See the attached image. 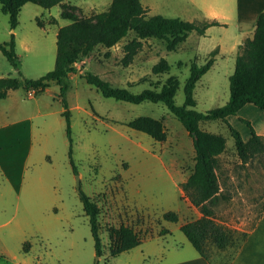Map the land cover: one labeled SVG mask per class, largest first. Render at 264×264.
<instances>
[{
	"label": "rangeland",
	"instance_id": "374dc122",
	"mask_svg": "<svg viewBox=\"0 0 264 264\" xmlns=\"http://www.w3.org/2000/svg\"><path fill=\"white\" fill-rule=\"evenodd\" d=\"M111 2L66 0L51 9L26 3L15 29L0 4V42H9L14 33L20 60L18 70L0 51V78L38 79L53 70L58 30L70 22L63 15L90 18L107 10ZM141 2L148 16L189 21L205 17L202 9L187 0ZM221 13L228 17L220 18V24L211 26L205 35L191 32L177 51H168L164 40L147 38L126 64L125 45L136 37L131 31L114 50L105 53L106 48L99 46L89 60L76 64L67 99L78 174L70 162V140L57 84L38 95L23 88L12 90L0 100V264H159L162 240L152 236L163 228L171 232L167 235L170 244L196 252L180 229L183 223L202 216L183 190L195 165L192 137L163 103L132 104L106 98L82 75L93 72L112 86L134 93L160 88L173 76L180 81L175 101L183 105L191 65H205L217 48L213 65L197 82L194 98L200 112L222 107L230 99V76L247 34L238 20L236 3L231 1ZM161 58L167 59L171 69L155 73L154 66ZM140 116L162 120L166 140L156 141L127 126ZM244 120L255 130L264 129V111L246 104L228 117V123L246 141L251 133ZM200 128L225 139V149L216 157L221 191L228 199H221L213 208L216 222L237 249L264 210V153L244 163L228 124L205 121ZM81 192L100 209L101 257L96 255ZM169 211L178 214L177 222L163 218ZM121 225L133 227L145 241L111 257L109 231ZM26 242L31 245L28 252L24 251ZM207 243L209 248L213 246L212 239Z\"/></svg>",
	"mask_w": 264,
	"mask_h": 264
},
{
	"label": "trees",
	"instance_id": "16d2710c",
	"mask_svg": "<svg viewBox=\"0 0 264 264\" xmlns=\"http://www.w3.org/2000/svg\"><path fill=\"white\" fill-rule=\"evenodd\" d=\"M66 0H0L1 10L9 16L12 29L19 23V14L26 3H33L46 9L61 5ZM69 24L59 28L57 33V53L53 70L38 79L24 77H1L0 100L5 99L12 90L23 88L33 91L36 95L45 92L52 83L60 87V100L64 107L62 116L65 118L67 136L70 140V162L75 174L78 168L73 159V139L71 129V110L67 99L69 79L76 73V64L91 55L99 46L112 48L120 43L133 31L136 37L125 45L126 55L123 62L132 61L137 51L142 47V40L157 38L166 41L168 51H177L191 32L205 35L206 31L220 22L204 18L201 21L182 20L180 18L162 15L148 16V9L141 0H112L109 8L98 12L90 18L76 19L73 15H63ZM16 37L13 33L9 42H0V51L6 59L19 70L20 60L16 51ZM216 48L205 65H191L190 76L185 87V102L178 105L175 96L180 85L176 77H169L160 88L145 89L134 93L127 88L114 87L111 83L93 72H85L82 77L87 84L94 86L104 97L119 101L141 104L143 102L163 103L181 122L192 137L195 150V165L193 172L183 184V190L189 194L191 203L196 206L202 216L197 220L183 223L181 231L200 253L208 257L209 239L219 249L231 245V238L215 220L213 206L221 199L228 197L222 194L217 172V157L219 151L225 149V139L222 136L209 134L201 130L200 124L205 121H222L228 124L235 147L242 162L246 163L255 154L264 153V137L252 124L244 120L250 128L251 136L246 141L240 132L228 123V117L236 115L246 104L250 103L264 111V11L259 15L252 38L246 39L240 45L233 74L230 76V99L222 107L206 112L195 109L194 91L197 82L213 65ZM167 59L161 60L154 66L155 73L170 71ZM19 75H22L19 71ZM127 126L148 134L156 141H164L167 131L162 120L149 116H140L127 123ZM85 214L88 216L92 237L95 243L96 255H103V243L100 236V209L97 203L85 193L80 194ZM261 216V215H260ZM163 218L177 222L178 214L173 211L164 213ZM170 231L163 228L159 233L165 235ZM110 256L116 257L129 251L143 242V239L133 227L121 225L109 231ZM247 236V235H246ZM246 238V237H245ZM30 243L24 244L28 252Z\"/></svg>",
	"mask_w": 264,
	"mask_h": 264
},
{
	"label": "crops",
	"instance_id": "0c3cea01",
	"mask_svg": "<svg viewBox=\"0 0 264 264\" xmlns=\"http://www.w3.org/2000/svg\"><path fill=\"white\" fill-rule=\"evenodd\" d=\"M231 1L236 3L238 20L243 25L245 34H247L244 41L252 38L258 17L264 11V0H187V3L191 4L192 7L196 6L198 9H202L205 14L204 18L219 21L220 18L228 17L221 11H224V7L231 6ZM251 34L253 35L249 37ZM115 46L112 48L104 47L106 48L105 53L114 50ZM103 57L106 58V54ZM86 58L89 60L90 56ZM256 131L264 136V129ZM167 235H171V232L165 235L157 233L152 236H157L162 240V247L157 256L159 264H264V210L239 248L233 249L232 245H229L224 249H219L213 245L208 249L207 258L201 256L197 250L196 252L189 249L184 251L176 244H170Z\"/></svg>",
	"mask_w": 264,
	"mask_h": 264
},
{
	"label": "water",
	"instance_id": "95a60500",
	"mask_svg": "<svg viewBox=\"0 0 264 264\" xmlns=\"http://www.w3.org/2000/svg\"><path fill=\"white\" fill-rule=\"evenodd\" d=\"M79 179V178H78ZM77 187H78V189H80V184H79V182H78V185H77Z\"/></svg>",
	"mask_w": 264,
	"mask_h": 264
}]
</instances>
